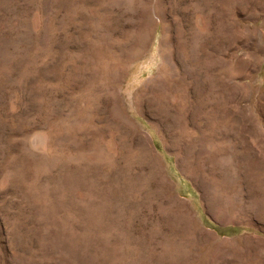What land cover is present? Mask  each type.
Returning <instances> with one entry per match:
<instances>
[{
    "label": "rangeland",
    "instance_id": "obj_1",
    "mask_svg": "<svg viewBox=\"0 0 264 264\" xmlns=\"http://www.w3.org/2000/svg\"><path fill=\"white\" fill-rule=\"evenodd\" d=\"M0 264H264V0H0Z\"/></svg>",
    "mask_w": 264,
    "mask_h": 264
}]
</instances>
